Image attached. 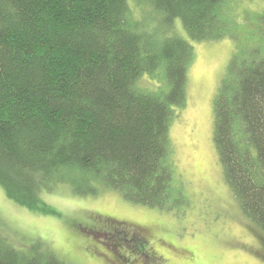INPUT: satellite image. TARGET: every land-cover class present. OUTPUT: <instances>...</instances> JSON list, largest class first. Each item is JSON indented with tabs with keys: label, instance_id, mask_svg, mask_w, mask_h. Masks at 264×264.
<instances>
[{
	"label": "trees",
	"instance_id": "16d2710c",
	"mask_svg": "<svg viewBox=\"0 0 264 264\" xmlns=\"http://www.w3.org/2000/svg\"><path fill=\"white\" fill-rule=\"evenodd\" d=\"M135 1L142 18L131 0H0V184L18 204L60 216L43 197L63 187L115 190L166 211L185 202L170 127L187 105L192 44L246 30L235 0ZM261 48L235 57L236 77L215 103L214 142L249 248L264 258ZM0 264L73 263L40 244L16 246L0 224Z\"/></svg>",
	"mask_w": 264,
	"mask_h": 264
},
{
	"label": "rangeland",
	"instance_id": "374dc122",
	"mask_svg": "<svg viewBox=\"0 0 264 264\" xmlns=\"http://www.w3.org/2000/svg\"><path fill=\"white\" fill-rule=\"evenodd\" d=\"M131 5L134 15L142 18L145 6L135 0ZM232 12L246 31L233 38L192 44L195 55L187 105L171 123V149L179 175L176 185L185 199L178 205L179 213L131 203L115 190L79 196L63 187L43 197L60 216L45 215L18 204L0 184V224L16 246L40 244L42 250L49 249L68 263L103 264L104 256L92 244L95 241L114 253V257L106 256L108 264H141L137 252L142 243L130 229L133 224H146L151 247L168 257L169 264H189L187 256L192 264H264V258L249 248L255 240L243 225L245 216L225 179L214 142L215 103L222 84L236 77L235 57L238 63L247 58L254 42L264 49V0H235ZM176 30L188 37L180 22ZM110 216L121 222L115 223L119 226L114 232L95 226Z\"/></svg>",
	"mask_w": 264,
	"mask_h": 264
},
{
	"label": "flooded vegetation",
	"instance_id": "af4514ba",
	"mask_svg": "<svg viewBox=\"0 0 264 264\" xmlns=\"http://www.w3.org/2000/svg\"><path fill=\"white\" fill-rule=\"evenodd\" d=\"M101 221H97L98 223L95 226H101L102 228H106L111 232H114L119 225H116L115 223L120 224L121 222L115 219L114 217H109L106 221L104 219H100ZM125 223V222H123ZM131 232L133 233V236L138 239L139 242L142 244V248L140 247V250L137 252L140 254V260L139 263L144 264V262H147V259H149V262H160L163 261V264H169L170 259L168 257H165L161 252L155 249L153 244V241L151 238H148L149 236L147 233L150 232V228L146 224H133L132 225ZM122 227V226H121ZM93 245H97V249L101 251V255L104 256L102 257V262L103 264H108L106 260V256L114 257V253L109 250L106 246H104V243H96L95 241H92ZM106 247V248H105ZM163 256V257H161ZM187 261L189 264L190 263V257H186Z\"/></svg>",
	"mask_w": 264,
	"mask_h": 264
}]
</instances>
